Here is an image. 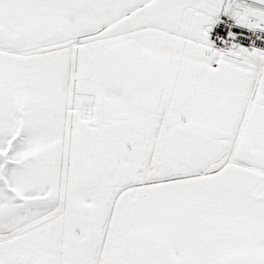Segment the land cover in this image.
Listing matches in <instances>:
<instances>
[{
	"label": "snow or ice",
	"instance_id": "6c2138e0",
	"mask_svg": "<svg viewBox=\"0 0 264 264\" xmlns=\"http://www.w3.org/2000/svg\"><path fill=\"white\" fill-rule=\"evenodd\" d=\"M0 264H264V0H0Z\"/></svg>",
	"mask_w": 264,
	"mask_h": 264
}]
</instances>
